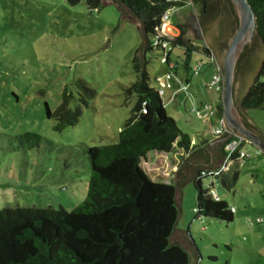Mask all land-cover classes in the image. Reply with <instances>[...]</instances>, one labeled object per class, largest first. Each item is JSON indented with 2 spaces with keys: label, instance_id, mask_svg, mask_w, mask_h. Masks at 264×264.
I'll return each instance as SVG.
<instances>
[{
  "label": "rangeland",
  "instance_id": "obj_1",
  "mask_svg": "<svg viewBox=\"0 0 264 264\" xmlns=\"http://www.w3.org/2000/svg\"><path fill=\"white\" fill-rule=\"evenodd\" d=\"M198 12L190 4L170 10L168 38L177 37L170 32H175L173 23L188 24ZM121 18L116 4L89 9L84 2L71 6L66 0H0V208L71 211L85 200L91 172L86 149L116 143L135 103L124 89L136 81L132 59L142 38L133 21L118 28ZM188 28L195 41V29ZM183 52L172 50L177 68L171 72L159 50L149 51L147 72L151 87L158 91L165 85L160 97L167 114L199 144L217 125L211 113L220 93L210 87L216 68L204 64L198 75L188 73ZM200 60L209 62L191 52L190 69ZM78 81L95 95L81 106L77 125L57 132L45 104L55 110L67 88L74 96L71 108L78 107L85 95ZM248 112L264 125V110ZM27 132L41 136L36 147L28 148L20 138ZM244 149L250 162L232 166L238 177L231 188L215 185L234 208L233 222L196 217L193 183L177 192L180 216L172 241L187 249L191 264H264V223H255L264 219V154L253 145ZM182 162L177 150L151 151L141 168L154 181L172 182Z\"/></svg>",
  "mask_w": 264,
  "mask_h": 264
},
{
  "label": "trees",
  "instance_id": "obj_2",
  "mask_svg": "<svg viewBox=\"0 0 264 264\" xmlns=\"http://www.w3.org/2000/svg\"><path fill=\"white\" fill-rule=\"evenodd\" d=\"M66 1L71 6L84 2L89 9H101L106 0ZM112 1L120 8L122 16L138 22L141 30L142 41L132 59L136 81L124 89L126 99L135 100L130 115L116 143L86 149L91 167L88 192L76 208L71 211L0 208V264H191L187 249L172 241L180 216L177 192L186 182L193 183L197 191L196 217L227 223L234 220L229 204L222 199L215 200L199 177L202 171L213 169L198 163L207 156L208 140L192 144L189 135L167 114L158 91L150 85L146 57L149 51L158 50L154 39L163 15L190 4L199 10L198 25L202 31L211 23H219L223 42L217 43V48L195 44L189 38L186 22L176 24L177 37L163 39L170 43L172 50L177 47L184 50L186 69L191 52L213 54L219 62L218 55L227 49L237 24L230 0ZM248 1L257 17V31L252 47L245 49L238 62L237 77L240 73L241 78L255 69L256 51L264 48V0ZM171 54L172 51L168 60ZM78 84L85 91L78 107L71 108L74 96L67 88L55 110L51 111L45 104L46 116L55 121L53 128L57 132L77 125L81 106L87 105L95 95L85 82L78 81ZM221 92L222 88L218 93ZM236 102L245 116L248 110H264V60L252 83ZM223 112L220 101L213 118H221ZM254 128L264 139V133ZM20 138L29 143L28 148L36 147L41 140L34 132H27ZM175 150L183 159L174 173L175 182L154 181L144 173L141 163L149 152L170 154ZM237 177L238 173L234 172L232 181ZM220 182L227 187L224 180Z\"/></svg>",
  "mask_w": 264,
  "mask_h": 264
},
{
  "label": "water",
  "instance_id": "obj_3",
  "mask_svg": "<svg viewBox=\"0 0 264 264\" xmlns=\"http://www.w3.org/2000/svg\"><path fill=\"white\" fill-rule=\"evenodd\" d=\"M230 2L237 18V24L233 34L228 40L227 49L221 56L220 54L218 55L220 58L219 62L222 68L223 77V87L221 92V99L224 108L223 119L229 133L224 137L213 140L210 146H207V156L198 160V163H201L199 165L208 168L211 167L213 169L204 170L201 173L211 170L216 171L220 167L224 158L223 152L221 151L224 149L225 144H227V142L231 140L236 134H241L242 136L246 137L251 141L253 146H255L260 152L264 154V139L254 128L255 126L247 117V115L245 116V114L240 111L236 102V99L238 100L250 86L258 66L262 63L264 59V48L257 49L256 51V58L253 61V63H256L257 65L255 69L249 72L244 78L240 77V79L237 81L238 62L245 49L251 48L253 45L257 31V17L248 0H230ZM105 3L115 4L112 0H106ZM129 21L132 20L128 17L124 18L122 16L118 24V28H121ZM133 22H135L140 30L138 22ZM188 24L191 26V28L195 29L196 40L205 39L208 46L217 48L214 45L213 40L217 34L215 30L219 28L218 22L216 24L215 30L210 29L208 33H205V31L201 30V27L198 25V18L190 17L188 19ZM216 146H221V151H217ZM172 176V182H175L177 180V176ZM188 183L189 182L183 183L180 189Z\"/></svg>",
  "mask_w": 264,
  "mask_h": 264
},
{
  "label": "built area",
  "instance_id": "obj_4",
  "mask_svg": "<svg viewBox=\"0 0 264 264\" xmlns=\"http://www.w3.org/2000/svg\"><path fill=\"white\" fill-rule=\"evenodd\" d=\"M171 28L172 25L170 22V15L168 11L163 15L162 24L160 28L157 29L158 35L154 39V45L162 53L161 62L163 64H166V66L172 72L176 70L177 63L174 62L172 59L168 60L169 52L172 51V48L170 43L166 41V40H171L170 37L168 38V33H167ZM163 38H166V40ZM207 57L209 58L211 63H214L216 65V74L212 78L210 87H214L216 91L219 92L223 87V85L221 86V83H223V77H222V70L220 64L218 63V61L215 60L213 54ZM183 65H185V61H183ZM202 66L203 63L199 61L197 64H195V66H193L192 69H190L189 65H187V70L188 71L192 70V73L194 75H198L200 73ZM170 77H171V73H169L166 78L169 79ZM186 84H188V82H186ZM160 85H161V89L158 90V93L161 96L164 93L165 85L163 83ZM211 116L214 117L213 112L211 113ZM215 120L217 125L210 132L212 140L224 137L229 133L228 129L224 124L223 116L221 118H216ZM246 145H252L251 141L248 140L246 137L242 136L241 134L234 135V137L231 140H229L225 145L226 154L220 167L216 171L211 170L200 174L199 177L201 178L203 185L209 189L212 197L215 200L220 199L214 188V184L216 183V181L225 172L229 171L233 165L235 164L241 165L245 161V159L250 158L249 153L244 149ZM231 211L233 212L234 210L231 209Z\"/></svg>",
  "mask_w": 264,
  "mask_h": 264
},
{
  "label": "crops",
  "instance_id": "obj_5",
  "mask_svg": "<svg viewBox=\"0 0 264 264\" xmlns=\"http://www.w3.org/2000/svg\"><path fill=\"white\" fill-rule=\"evenodd\" d=\"M183 21H181V23H182ZM177 23H179V22H177ZM177 23H173L174 24V28H175V32H173L172 30L170 31L171 32V34H173V35H175V36H178V34H179V31H178V29H176V24ZM190 35V34H189ZM189 38L191 39V37L189 36ZM196 41V40H195ZM195 44H201V45H203V44H206L202 39H200V40H197L196 42H195ZM200 54H202V53H200ZM203 56H205L207 59H208V61L209 62H204V60H200L202 63H203V65L205 64H207V65H214V67L216 68V65L214 64V63H211L210 62V60H209V58L206 56V55H204V54H202ZM219 63V62H218ZM183 69L186 71V72H188L189 73V71L186 69V67H185V65H183ZM188 81V79L186 80V82ZM218 93V92H217ZM218 95V103L220 102V101H222V99H221V94H217ZM246 115H247V117L250 119V121L253 123V125L255 126V127H257L262 133H264V125L263 124H260V123H258L257 121H256V119H255V117L254 116H252L251 114H249V112L247 111L246 112ZM203 140V138L201 139V141ZM213 140L210 138L209 140H208V146H210V144H211V142H212ZM193 140H191V143L193 144ZM200 144V143H199ZM194 145H196V144H194ZM262 153V152H261ZM250 158H251V156H250ZM250 158L248 159V162H250ZM224 159V158H223ZM222 162H223V160H222ZM222 162H221V164H222ZM245 162V161H244ZM142 165V164H141ZM237 165V164H236ZM240 166V165H239ZM239 166H235V167H239ZM234 173V172H233ZM233 173H231V169L229 170V171H227V172H225L222 176H221V178H219L216 182L217 183H215L214 184V188H215V190H216V184H220L223 188H226V189H230L231 188V185L233 184V181H232V174ZM221 180H224L225 181V186H227V187H224L223 185H222V183L220 182ZM219 182V183H218ZM216 192H217V190H216ZM217 194H218V192H217ZM218 196L220 197V199H222V200H224L219 194H218ZM230 206V205H229ZM230 208L231 209H233L234 210V208H233V206H230ZM260 219V220H259ZM255 223L256 224H262V223H264V219L263 218H261V217H258V218H256V221H255Z\"/></svg>",
  "mask_w": 264,
  "mask_h": 264
},
{
  "label": "flooded vegetation",
  "instance_id": "obj_6",
  "mask_svg": "<svg viewBox=\"0 0 264 264\" xmlns=\"http://www.w3.org/2000/svg\"><path fill=\"white\" fill-rule=\"evenodd\" d=\"M216 24H217V22H214V23H211V24H209V26H208V28L205 30V33H208V31L210 30V29H214L215 30V27H216ZM212 27V28H211ZM215 32L217 33L216 35H215V38H214V40H213V43H214V45L217 47V43H221V42H223V37L221 36V31H220V29L219 28H217L216 30H215ZM240 73L238 74V77H237V81L240 79ZM216 149H217V151H221V148L219 147V146H216ZM222 152V151H221Z\"/></svg>",
  "mask_w": 264,
  "mask_h": 264
}]
</instances>
